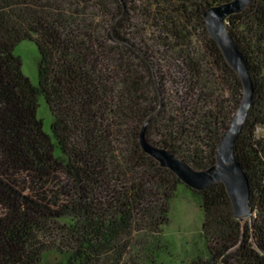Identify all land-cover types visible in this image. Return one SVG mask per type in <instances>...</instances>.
<instances>
[{
  "label": "trees",
  "instance_id": "1",
  "mask_svg": "<svg viewBox=\"0 0 264 264\" xmlns=\"http://www.w3.org/2000/svg\"><path fill=\"white\" fill-rule=\"evenodd\" d=\"M225 1L0 0V264H45L48 252L54 264H156L184 182L140 132L155 113L149 140L199 169L216 161L243 95L204 17ZM228 26L255 85L237 142L253 213L235 215L222 181L192 188L208 253L191 264H264V0ZM24 39L39 49L37 85L15 53Z\"/></svg>",
  "mask_w": 264,
  "mask_h": 264
},
{
  "label": "water",
  "instance_id": "2",
  "mask_svg": "<svg viewBox=\"0 0 264 264\" xmlns=\"http://www.w3.org/2000/svg\"><path fill=\"white\" fill-rule=\"evenodd\" d=\"M252 0H228L209 6L204 17L210 35L216 40L227 63L239 74L243 84L241 102L223 132L217 148L216 161L207 168H196L170 149L153 143L147 137L148 123L142 126L139 141L142 148L155 157L160 165L170 168L187 185L201 190L218 181L224 182L236 216L245 220L253 213L248 174L237 155V142L249 117L255 95V85L246 56L228 26V18L245 10Z\"/></svg>",
  "mask_w": 264,
  "mask_h": 264
},
{
  "label": "rangeland",
  "instance_id": "3",
  "mask_svg": "<svg viewBox=\"0 0 264 264\" xmlns=\"http://www.w3.org/2000/svg\"><path fill=\"white\" fill-rule=\"evenodd\" d=\"M201 38L199 35L198 40ZM15 53L22 59L24 73L37 85L40 53L36 42L31 39L22 40L15 47ZM37 114L43 119L45 131L52 133L53 114L44 96H40ZM257 135H264V125H258ZM169 217L170 221L164 227L162 247L158 252L156 264H191L199 256H207L202 227L204 211L199 196L186 183L179 185L176 195L172 198ZM56 260L55 252H48L44 256L45 264H54Z\"/></svg>",
  "mask_w": 264,
  "mask_h": 264
}]
</instances>
